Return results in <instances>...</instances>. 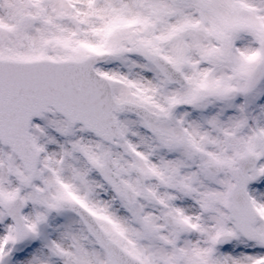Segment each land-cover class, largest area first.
<instances>
[{"label": "snow or ice", "instance_id": "snow-or-ice-1", "mask_svg": "<svg viewBox=\"0 0 264 264\" xmlns=\"http://www.w3.org/2000/svg\"><path fill=\"white\" fill-rule=\"evenodd\" d=\"M0 264H264V0H0Z\"/></svg>", "mask_w": 264, "mask_h": 264}]
</instances>
